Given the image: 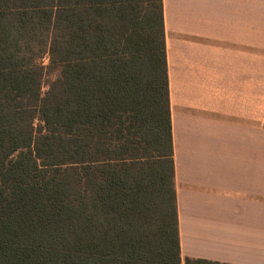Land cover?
<instances>
[{
  "label": "trees",
  "instance_id": "1",
  "mask_svg": "<svg viewBox=\"0 0 264 264\" xmlns=\"http://www.w3.org/2000/svg\"><path fill=\"white\" fill-rule=\"evenodd\" d=\"M165 36L163 0H0V264H182Z\"/></svg>",
  "mask_w": 264,
  "mask_h": 264
},
{
  "label": "crops",
  "instance_id": "2",
  "mask_svg": "<svg viewBox=\"0 0 264 264\" xmlns=\"http://www.w3.org/2000/svg\"><path fill=\"white\" fill-rule=\"evenodd\" d=\"M182 258L264 264V0H163Z\"/></svg>",
  "mask_w": 264,
  "mask_h": 264
},
{
  "label": "rangeland",
  "instance_id": "3",
  "mask_svg": "<svg viewBox=\"0 0 264 264\" xmlns=\"http://www.w3.org/2000/svg\"><path fill=\"white\" fill-rule=\"evenodd\" d=\"M259 53H264V50H260L259 49ZM43 61H44V64H47L48 63V58H44ZM50 78H51V76L49 75V76L45 77V79L43 81V90L44 91L47 90V88H48V81H49ZM35 122H36V126H38L40 124L39 120H36ZM182 264H186L185 259H183Z\"/></svg>",
  "mask_w": 264,
  "mask_h": 264
}]
</instances>
